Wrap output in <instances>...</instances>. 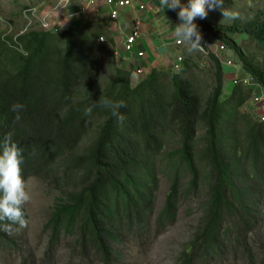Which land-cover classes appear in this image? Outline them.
<instances>
[{
	"label": "trees",
	"instance_id": "obj_1",
	"mask_svg": "<svg viewBox=\"0 0 264 264\" xmlns=\"http://www.w3.org/2000/svg\"><path fill=\"white\" fill-rule=\"evenodd\" d=\"M147 2L180 22L179 8ZM260 16L228 28L200 18L195 23L226 44L264 90V68L254 65L233 38L247 35L264 47V13ZM208 61L213 92L204 99L193 80L197 64L192 58L185 59L178 74L154 69L134 83L135 68L119 66L115 42L101 21L83 22L61 34H0V146L11 134L23 150L25 182L33 177L49 181L61 194L48 223L47 256L70 238L83 257L92 254L101 264H118L122 255L116 248L132 234L142 238L150 231L164 167L173 179L156 219L160 231L176 222L185 193L207 200L199 234L182 252L181 264H209L223 257L226 236L238 242L240 231H252L253 211L264 194V123L240 112L251 90L235 101V87L223 100L226 70L214 56ZM102 95L122 103V122L99 106ZM14 103L24 105L19 122L10 111ZM93 105L85 116V108ZM199 127L204 128L200 140ZM168 141L178 149L167 155ZM247 179L256 185H246ZM8 223L0 222L3 245L12 243L2 227ZM231 227L237 232L230 233Z\"/></svg>",
	"mask_w": 264,
	"mask_h": 264
},
{
	"label": "rangeland",
	"instance_id": "obj_2",
	"mask_svg": "<svg viewBox=\"0 0 264 264\" xmlns=\"http://www.w3.org/2000/svg\"><path fill=\"white\" fill-rule=\"evenodd\" d=\"M85 2L86 0H0V34L9 37L18 36L27 31L26 22L22 18V12L26 8H37L40 15L49 13L58 17V14L61 16L62 12L66 13L67 10L77 9ZM188 4L189 0H181V7L188 6ZM224 9L236 13V18L224 20ZM262 13H264V0H223L222 5L218 4L209 10L204 20L224 28H228L236 22L245 26L261 17ZM162 15L158 13L156 17H162L158 21L164 30H167L164 34L173 35L168 37V40L176 38L174 27L180 22ZM51 20L55 22L56 19L53 17ZM35 27L38 28L39 25L37 24ZM161 32H163L162 29ZM200 32L203 42H214L215 37L212 34ZM233 38L254 65L264 68V47L254 43L247 35H238ZM182 55L185 59L192 58L197 64V68L193 69V80L201 97L206 99L213 92V68L207 58L197 52L189 53L187 47ZM229 56L236 60L237 68L235 70L225 68L223 90V100L225 101L230 99L232 91L235 89L232 85L233 79L236 77L246 79L249 76L235 54L230 53ZM170 65L171 61L166 63L168 70H170ZM246 88L239 87V96H235V101L240 99L241 94L245 97L249 95ZM240 112L248 114L242 108ZM237 127L241 130L243 124L237 122ZM203 136L204 128L199 127L198 139L200 140ZM176 149H178L177 143L168 141L165 153L168 155ZM159 175L160 187L155 203V215L149 227L150 231L142 238L132 234L116 248L122 255L118 264H181L182 252L199 234L198 225L203 217L207 200L204 195L199 196L198 194L197 196L186 193L182 195L178 204L176 222L161 231L158 229L156 219L165 208L173 179L172 171L165 167ZM184 182L185 185L188 184L186 176H184ZM245 182L246 185H256L257 183L253 179H247ZM25 183L31 196L30 201L24 205L28 224L24 228L11 227V232L7 231L12 243L0 244V264H101L92 254L89 257H83L75 250L74 242L70 238L62 239L52 253L47 256L51 239L48 223L61 194L51 186L49 181L36 177ZM253 215L255 222L252 225V231L247 235L245 231H240L238 242L233 236H226L222 242L223 257L217 258L209 264H264V194L259 197ZM229 221H232L231 217ZM226 226H230V224L228 223ZM229 232L237 231L231 227Z\"/></svg>",
	"mask_w": 264,
	"mask_h": 264
},
{
	"label": "clouds",
	"instance_id": "obj_3",
	"mask_svg": "<svg viewBox=\"0 0 264 264\" xmlns=\"http://www.w3.org/2000/svg\"><path fill=\"white\" fill-rule=\"evenodd\" d=\"M163 9L176 10L179 8L178 19L180 23L174 27V34L178 41L187 45L189 53L202 51V34L195 23L197 18L207 17L211 8L218 4L222 5L223 0H189L188 6L181 7V0H159ZM224 20L234 19L237 14L229 10L223 11ZM99 106L111 111L112 116L120 122L124 117L119 109L123 107L122 103L114 102L105 98H100ZM93 106L85 108L84 115L90 116L93 112ZM24 105L14 103L10 106V111L15 114V121L19 122ZM23 163V150L11 141V134L5 137L0 146V222L8 221V225H2L5 231L11 232V225H17L19 228L27 226L24 205L30 199V193L26 189V183L21 174V165Z\"/></svg>",
	"mask_w": 264,
	"mask_h": 264
},
{
	"label": "crops",
	"instance_id": "obj_4",
	"mask_svg": "<svg viewBox=\"0 0 264 264\" xmlns=\"http://www.w3.org/2000/svg\"><path fill=\"white\" fill-rule=\"evenodd\" d=\"M148 6V11L144 13L138 12L136 8L128 9L122 13L118 21H115L110 18V12L104 0H97V5L90 8L87 15L71 18V15L80 9L79 7L67 10L66 13L62 12L61 16L58 14V17L54 15L53 17H55L56 22L63 20L67 26L71 25L70 28L88 21L103 22L115 42L119 66L126 70H129L131 66L134 67L133 81L137 84L141 79L136 75L139 69L144 70V75L151 73L154 69L167 71L169 68L166 67V63L171 61V69L176 60V54L184 53L186 48L185 46L178 49L175 46V42L178 40L177 37L168 40V37L173 35H169L170 33L164 34L167 30L165 31L158 21L162 17H156L158 13L161 15L162 13L159 9L151 7L149 3ZM161 29L163 32H161ZM134 30H138L139 38L133 52L126 53L124 51L125 40L133 34ZM140 53L144 54L142 59L138 58Z\"/></svg>",
	"mask_w": 264,
	"mask_h": 264
},
{
	"label": "built area",
	"instance_id": "obj_5",
	"mask_svg": "<svg viewBox=\"0 0 264 264\" xmlns=\"http://www.w3.org/2000/svg\"><path fill=\"white\" fill-rule=\"evenodd\" d=\"M105 5L109 9L110 12V18L112 20L118 21L122 15V13L128 9L136 8L138 12H147L149 9L147 0H104ZM97 5V0H87L86 4L81 6L80 9L77 12H74L71 15V18H75L77 16H84L87 15L89 12V9L92 7H95ZM40 11L37 8H29L25 9L22 12V18L26 22V29L27 31L22 32L21 34H24L29 31L33 30H40L44 32H52L54 34H61L65 29L70 28V26H67L66 23L61 20L58 22H52L51 19H53V15L49 13H44V15H40ZM38 24L39 27L36 28L35 26ZM139 38V32L138 30H134L133 34L125 40L124 43V51L126 53H132L137 40ZM214 42L208 43L202 41L203 49L202 51H198L197 53L203 56L204 58L209 59L210 56H214L220 64L224 68L233 69L235 70L237 68V62L233 57H230L229 54L232 53V51L229 49V47L221 43L217 38H214ZM101 42L105 41V38L100 39ZM175 46L178 49H182L187 45L184 44L182 41H176ZM183 53H177L176 54V60L174 61L171 70L178 74L182 72L184 68V62L185 58L182 55ZM144 57L143 53H140L138 55L139 59H142ZM138 77L144 76V70L139 69L136 73ZM232 85L234 87H241L246 88L248 90L252 91V98L245 103V105L242 107L244 112L250 113L253 118L258 120L261 123H264V90L262 87L253 80V78L246 77V79H240L239 77H236L232 81Z\"/></svg>",
	"mask_w": 264,
	"mask_h": 264
}]
</instances>
